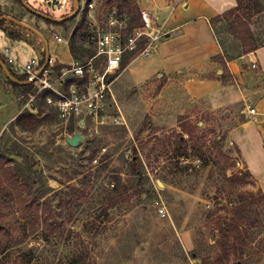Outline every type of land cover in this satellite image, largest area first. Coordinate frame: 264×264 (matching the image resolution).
Segmentation results:
<instances>
[{
  "label": "rangeland",
  "instance_id": "374dc122",
  "mask_svg": "<svg viewBox=\"0 0 264 264\" xmlns=\"http://www.w3.org/2000/svg\"><path fill=\"white\" fill-rule=\"evenodd\" d=\"M87 1L63 10L46 0H28L32 9L51 18L63 21L76 16L60 26L48 24L16 0H0L2 13L22 18L39 32L40 49L22 51L21 61L39 59L45 50L42 39L52 40L54 33L68 40ZM92 2L93 8L88 6L92 34L109 31L112 16L125 21L124 14L109 13L102 1ZM259 2L263 11L251 27L261 44L264 0ZM232 7L229 0H223L224 11ZM224 38L235 43L230 35ZM9 42L0 28V51ZM85 47L96 54L90 41ZM170 78H154L135 86L127 72L115 73L109 78L110 90L100 109L102 124L93 123L85 113L66 121L42 98L33 99L26 107L43 125L35 133H27L14 126L18 110L21 113L26 108L19 109L22 98L9 90L5 75L0 76L1 87L13 95L10 106L16 107L6 118L3 113L8 114L9 109H1L4 100H0V157L7 158V166L20 178L28 177L35 188L46 193L40 202H50L58 223L47 239L37 221L29 222L28 236L16 248L32 251L20 252L16 264H81L86 251L97 264H203L217 259L218 229L231 218L223 174L230 177L245 169L227 136L222 114L213 111L207 99L186 95L178 75ZM182 122L194 131V138L183 134ZM77 132L85 141L73 148L67 139ZM134 169L142 175L131 174ZM249 182L242 192L262 190L253 178ZM161 208L167 210L165 216ZM14 211L6 208L3 215L12 229L20 217ZM8 240L1 233L0 247L8 245ZM251 248L250 258L244 262L232 258L230 264H264V228Z\"/></svg>",
  "mask_w": 264,
  "mask_h": 264
},
{
  "label": "crops",
  "instance_id": "0c3cea01",
  "mask_svg": "<svg viewBox=\"0 0 264 264\" xmlns=\"http://www.w3.org/2000/svg\"><path fill=\"white\" fill-rule=\"evenodd\" d=\"M38 1L33 0V3ZM46 1L63 10L76 6V0ZM137 1L141 10L148 12L166 31L167 39L157 44L152 53L136 56L123 71L128 73L135 86H141L154 78L161 80L168 77L170 81L171 75H178L186 95L195 100L207 99L211 109L222 114L227 136L230 143L237 147L243 168L251 173L257 188L264 191V46L227 61L226 66L234 79L225 83L221 78V65L213 60L223 54V49L210 22L214 17L226 12L222 9L223 0H177L176 3L171 0ZM229 4L234 8L237 3L229 0ZM5 28L20 33L21 40L11 39ZM1 29L10 41L4 50L11 48L19 60H22L20 53L40 49L41 38L29 29L19 25L12 27L9 24H5ZM47 45L49 56H53L57 62L68 65L75 62L69 44H58L52 38L47 41ZM3 51H0V56ZM41 59L42 53L39 61ZM253 62H256L255 68L252 67ZM4 75L0 66V76ZM9 90L14 93L10 86ZM0 100H4L0 101L4 105L1 109H9L8 114L3 113L7 118L14 113L16 107L10 106L14 103L13 95L1 85ZM246 103H251L256 108V115L247 113ZM19 109L22 107L19 106ZM27 109L26 107L24 110ZM21 113L18 110V114Z\"/></svg>",
  "mask_w": 264,
  "mask_h": 264
},
{
  "label": "trees",
  "instance_id": "16d2710c",
  "mask_svg": "<svg viewBox=\"0 0 264 264\" xmlns=\"http://www.w3.org/2000/svg\"><path fill=\"white\" fill-rule=\"evenodd\" d=\"M16 1L25 7L22 0ZM78 1L81 2V0ZM92 1L94 0L87 1V7L83 10L82 18L75 24L74 30L68 39L70 52L74 60L79 62H81L80 60L87 62L95 55V53L93 54L85 47V43L90 41V36L92 35L91 25L88 20V6ZM100 1L109 8V13H112L114 10L116 15H125L124 19L126 20L127 26L123 30L124 36L129 35L134 29L143 26L142 10L137 0ZM259 1L260 0H236L237 4L234 8L214 17L210 21L223 49V54L213 58V60L221 65L223 70L221 78L225 83L234 79L226 66L227 61H232L235 58L254 52L264 46V43H258V39L251 27L253 19L263 11ZM34 15L37 14L34 13ZM5 16L23 22V19L20 17L10 16L0 11L1 28L4 27L5 24H9L12 27H17L18 25L14 21L3 18ZM38 17L43 18L48 24L60 26H66L70 21H74L76 18L75 16L72 19L53 21L40 15H38ZM8 29L9 28H5V32L11 39L21 40L22 36L20 33ZM225 35L232 36L235 43L229 44L224 38ZM143 48L144 42H141L136 50L127 52L122 59L120 70L117 73L123 71L130 61L139 55ZM0 58L6 63L3 56H0ZM45 60L46 52L44 50L42 52L40 68L44 65ZM68 68H70V65L57 62L53 67L54 75L60 76L62 70ZM11 73L21 81L28 80V77L25 75L20 76L12 71ZM77 81L76 78H71L69 84H74ZM7 83L13 89L16 97L18 99L22 98V101H19L20 107L27 104L30 96L36 93L34 84L21 86L8 79ZM161 87L162 85L157 87V93L160 92ZM49 95L54 98L57 97L55 94L47 92L42 97L39 96L37 98H42L46 105V98ZM42 125L43 121L39 116L29 109L24 110L14 122V126H17L21 131L27 133H35ZM180 127L183 134H189L194 138V131L187 125H183L182 122ZM179 142H181L180 138ZM7 163V158L0 157V234L5 233L10 239L8 240V245L0 247V264H16L19 253L23 252L20 248L16 247L20 240H24L25 237L28 236L26 226L29 222L32 223V221H37L38 224L42 226V230L47 239L58 229V223H56L55 216L51 210L50 202L47 200H44L43 203L40 202V200L46 196V193L42 192L39 188H35V184L28 177L23 179L20 178L11 167L7 166ZM131 174L138 176L142 175L141 172L135 169ZM252 178L251 173L247 170L238 171L230 177H227L226 173L223 174V181L224 183L226 182L225 188L229 192L231 218L224 222L218 229L221 238L220 255L217 256V259L213 262H204L203 264H230L232 258L243 262L250 258L252 244L256 241L257 235L264 228V191L260 190L257 193L241 191V188L251 184L249 181ZM115 184L119 185V182ZM9 207L15 210L14 213H16V215H20L16 221L17 225L13 226V229L7 226L3 217L6 208L9 209ZM31 251L32 250L28 252L31 253ZM90 256V251H86L84 256L80 257L83 259V263L81 264H97L96 262H91Z\"/></svg>",
  "mask_w": 264,
  "mask_h": 264
},
{
  "label": "built area",
  "instance_id": "2783aa9c",
  "mask_svg": "<svg viewBox=\"0 0 264 264\" xmlns=\"http://www.w3.org/2000/svg\"><path fill=\"white\" fill-rule=\"evenodd\" d=\"M89 6L93 8V2ZM142 20V27L124 36L126 20L120 22L112 16L109 21L111 26L109 31L102 33L98 31L90 36L96 54L85 63L73 62L70 68L62 70L60 76L54 75L53 67L57 61L50 56L49 64L32 83L36 88V93L30 96L27 103L51 92L57 97L49 95L46 98L47 104L55 107L66 121L85 113L93 123L102 124L100 109L107 89L110 90L109 78L120 70L125 54L136 50L139 43L144 42V48L139 55H148L155 49L158 41L167 37L166 31L153 20L148 12L142 11ZM52 38L58 44L65 46L69 44L67 39L56 33L52 34ZM2 56L10 67V71L20 76L25 75L28 79L40 69L39 59L23 62L14 57L9 48L3 51ZM252 67H256V62L252 63ZM71 77L76 78L77 83L69 84ZM245 108L248 114H257L256 108L251 103H246ZM160 213L165 216L167 210L161 208Z\"/></svg>",
  "mask_w": 264,
  "mask_h": 264
},
{
  "label": "water",
  "instance_id": "95a60500",
  "mask_svg": "<svg viewBox=\"0 0 264 264\" xmlns=\"http://www.w3.org/2000/svg\"><path fill=\"white\" fill-rule=\"evenodd\" d=\"M23 4L25 5L26 8H28L32 13H35L37 15H40L42 17H45V18H49L53 21H62V20H57V19H54V18H51L41 12H38L34 9H32L29 4L26 2V0H22ZM76 4H77V0H76ZM9 21H14L16 24L18 25H21L27 29H29L30 31L36 33L37 35H39V32H37L35 29L27 26L26 24H24L23 22H20V21H17V20H14L13 18L11 17H8V16H5L3 17ZM44 44H45V49H46V60H45V63L44 65L35 73L34 76H31L28 80H25V81H21L19 79H17L10 71L9 67L7 66V64L0 58V66L2 68V70L4 71L6 77L8 80L18 84V85H21V86H27V85H30L33 83V81L35 80V77L38 76L46 67L47 65L49 64V60H50V56H49V47L47 45V42L46 40L42 39ZM85 141V136L81 133V132H77V133H74L71 137H69L67 139V143L73 147V148H76L78 146H80V144H82L83 142ZM160 185H163L162 182H159Z\"/></svg>",
  "mask_w": 264,
  "mask_h": 264
}]
</instances>
